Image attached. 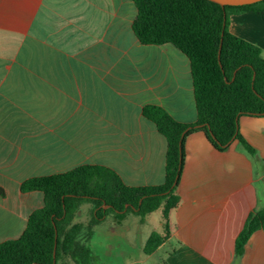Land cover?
Masks as SVG:
<instances>
[{
    "label": "crops",
    "instance_id": "0c3cea01",
    "mask_svg": "<svg viewBox=\"0 0 264 264\" xmlns=\"http://www.w3.org/2000/svg\"><path fill=\"white\" fill-rule=\"evenodd\" d=\"M135 15L133 0H0V242L18 237L43 204L41 191L21 188L29 177L90 163L127 185L162 183L166 140L141 108L157 104L194 122L190 63L171 43H140ZM227 27L264 58L259 14L232 13ZM237 128L254 156L237 139L220 151L203 131L188 133L176 207L166 219L162 203L143 217L107 216L86 228L87 264H264L261 229L234 254L247 214L264 205V115H240ZM165 223L167 239L144 253Z\"/></svg>",
    "mask_w": 264,
    "mask_h": 264
},
{
    "label": "trees",
    "instance_id": "16d2710c",
    "mask_svg": "<svg viewBox=\"0 0 264 264\" xmlns=\"http://www.w3.org/2000/svg\"><path fill=\"white\" fill-rule=\"evenodd\" d=\"M131 29L142 44L171 43L189 59L196 119L175 120L163 107L148 103L141 114L166 140L164 179L151 185H127L111 168L80 164L67 171L33 176L23 190H39L43 204L27 217L22 233L0 242V264H87L88 247L81 241L86 228L107 216L120 222L127 214L143 217L164 203L163 215L178 204L176 187L184 159V139L201 130L217 150L233 139L250 156L254 147L239 133L240 115H264V58L256 44L228 30L232 13L250 11L264 20V0L224 5L211 0H133ZM264 189V177H263ZM90 203L87 226L72 222L80 204ZM264 231V205L252 209L234 239L240 256L251 233ZM169 236L151 232L143 251L152 253Z\"/></svg>",
    "mask_w": 264,
    "mask_h": 264
},
{
    "label": "water",
    "instance_id": "95a60500",
    "mask_svg": "<svg viewBox=\"0 0 264 264\" xmlns=\"http://www.w3.org/2000/svg\"><path fill=\"white\" fill-rule=\"evenodd\" d=\"M218 4H220L222 7L224 5H242V4H248L252 3L258 0H211Z\"/></svg>",
    "mask_w": 264,
    "mask_h": 264
},
{
    "label": "rangeland",
    "instance_id": "374dc122",
    "mask_svg": "<svg viewBox=\"0 0 264 264\" xmlns=\"http://www.w3.org/2000/svg\"><path fill=\"white\" fill-rule=\"evenodd\" d=\"M81 206H83L81 209L80 208H78L77 210H76V212H75V214H74V217H77V218H83V217H85V216H88V210H87V205L86 204H83V205H81ZM121 244H124L123 242H121ZM157 256H155V257H153V261L155 262L156 260H157V258H156ZM118 259H120V257H118ZM118 261H120V260H118Z\"/></svg>",
    "mask_w": 264,
    "mask_h": 264
}]
</instances>
